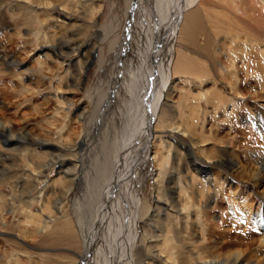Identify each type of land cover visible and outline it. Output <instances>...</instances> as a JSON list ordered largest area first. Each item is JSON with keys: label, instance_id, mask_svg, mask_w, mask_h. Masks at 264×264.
I'll list each match as a JSON object with an SVG mask.
<instances>
[{"label": "rangeland", "instance_id": "1", "mask_svg": "<svg viewBox=\"0 0 264 264\" xmlns=\"http://www.w3.org/2000/svg\"><path fill=\"white\" fill-rule=\"evenodd\" d=\"M6 1L5 11L9 15L6 16L7 20L24 24L20 27L22 30L34 23H36V29L41 27V21L46 16L43 4L37 1ZM134 1L81 0V3L77 4L79 10L77 12L81 19L71 22L72 25L77 24L75 27L66 25L62 29V38L58 41V43H63L62 49L52 48L51 53L46 54V51H44L28 57L25 65L15 66V73L18 75L11 76V79L7 77V79L5 77L4 80L2 79L1 88L12 91L9 86H13L16 94H13L11 100H7L4 95L3 97L7 103L0 107V111L14 124L15 132L19 133L21 129L25 128V130L33 132L35 135L44 134L47 138L56 140V142H58L57 138L59 140L63 136L61 140L65 139L62 141L66 146L63 147L62 151L56 153L55 161L59 162L62 159L67 161L68 158H74L76 165L70 164L67 168L70 169L72 176L75 177L76 172L79 176L72 177L74 181L69 183L68 188H65L68 191L71 186L63 204L67 205L64 207V210H68L66 213L72 215L71 217L75 219L76 243L73 244L71 242L72 237L65 233L61 235L34 234L30 238H26L20 234L22 231L18 230V233L14 232V237L0 235V264H8L11 251L17 247H24L32 253H47L49 260L56 264H106V261H110L109 264H137V259L135 260L127 250L126 241L128 242L136 236V229L132 228L133 226L129 227L127 222L129 215L126 213V209L122 213L121 210L118 211V207L114 212L117 221H119L118 227H107L101 231V233L104 231L107 236L104 247L101 246L100 252L102 254L93 256L94 253L92 252L85 253L82 248V239L85 231H88L89 226L94 222L101 197L121 172L122 163L119 158L122 155V146L129 144L132 138L136 137L134 134L136 124L134 121L142 118L140 116L136 117L138 111H135V109L139 108L136 98L137 91L133 90L132 95L128 93L124 97V92H122L124 82H128L130 74L135 78L139 77V68L142 66V53L147 50L149 44L153 45L155 40L162 43L164 39H166L164 43L167 44L168 37L171 38L175 34L176 45L174 43L172 47L175 54L179 51L184 56L195 59L204 66L205 73L202 78L195 79L194 76L191 77L189 74L177 73L173 75V72L169 71L173 83L172 87L166 92L167 97H169V101L164 106L166 115L162 116L156 123V130H159L157 135H161L166 144L164 151L161 146V149L158 148V152L162 151L166 157L168 156L167 172H165L167 175H174L177 171H181L185 174L197 173L199 176L204 172L206 173V169H208L207 164L201 158H207L214 160L211 174L213 173L222 178L228 174L235 179L237 185H245V192L250 193L251 180L248 176L242 174L245 173V170H256L260 167L258 160L264 158V134L262 131L260 132L258 127L246 122L247 111L245 108L238 107L237 113L239 112V114L235 115L234 112H230L233 104L227 105L229 101V90L228 85H226L228 79H225L223 73L218 69L219 63L226 66L227 61L223 34L219 36V51L216 52L217 60L214 63V50L205 46V33L207 32L206 28L209 26L208 19H205V27L198 33L196 41L192 42L191 34L182 37L181 32L179 33L177 29L176 33V27L172 25L176 8L179 4L181 5L183 0H139V5L142 8L144 7L142 15H140L143 17L142 20L135 15V12L140 13V10H137L133 5ZM218 1L212 0L215 4ZM195 6H198V2ZM18 13H21V15ZM137 20L138 24H142V26L147 23L148 28H145V31L142 26H139V29L136 28ZM50 25L51 23H48L47 27ZM47 30H50V28ZM140 30H143L144 34ZM158 35L160 37L154 39ZM31 37L27 42L17 38L14 43L8 46L18 58H26L24 45L28 50H32L39 42L45 40L36 39L33 35ZM142 38L146 39L144 45L141 42L143 41ZM55 46L59 47L56 44ZM203 46L206 48L204 49ZM138 54L139 58L137 57ZM160 54L164 55L165 53ZM40 59L45 61L44 65L39 63ZM76 62L80 65H76ZM134 62L135 65H132ZM158 69L159 67L155 66L154 70L157 71ZM21 72L25 74L23 78L19 76ZM161 73L163 75L164 69H161ZM44 76L47 77L45 80ZM244 76L243 73L240 77L243 78ZM59 77L62 78L59 80ZM155 77L154 89L157 88L158 90L164 80L159 71L156 72ZM157 79L160 82H157ZM122 84L123 88L120 90ZM255 84L258 85L253 79L249 86L244 89L245 91L243 90L241 98L244 97L247 101L249 100L251 106L264 105V96L259 98L254 91L253 86ZM60 87L66 99L63 98ZM26 88H29V90L27 91ZM217 90L218 92L221 91L219 94L222 95L225 101V106H221L223 111L214 108L213 99L215 95H218V93L214 94ZM58 92L61 94V101L58 99ZM25 94H28V97H25ZM199 94H204L209 100L204 106L206 116L201 120L199 119L192 126L193 130L188 132L185 129L186 119L184 113H189L190 107H187L186 104L193 108L194 105H198ZM144 109L143 107L142 111L146 115L148 110ZM180 116L181 118H179ZM144 136L142 135L137 139V145L143 141ZM161 137L157 138L158 142ZM78 138H84L86 143L80 149H75L73 144ZM158 142L157 144H160ZM226 147H229L227 152L223 151ZM228 152L238 155L237 158L241 160L239 165L243 164L247 168H238L239 165H231V161L228 160L219 163V156L227 158ZM138 153L142 154V152ZM161 156L163 155L161 154ZM210 156L211 158H209ZM146 165L147 163L143 165L144 169L142 171H136H138L139 176L148 177L144 189H147L148 196L146 200L150 203L149 200L152 196L150 192H152L154 183L152 176L156 172V169H154L156 167L154 164H150V166L147 165L148 169ZM132 168L129 166V169L126 168L122 171L123 189L126 187L123 190L124 192L128 189V178H131L135 173ZM63 175L64 173L60 172L56 164L49 174L51 184H54L56 179L61 176L64 179ZM121 181L119 182L120 185L122 184ZM127 182L128 184L125 185ZM236 183L230 186L227 183L221 185V181H218L217 195L213 202L205 208L207 210L206 214L210 216H206V218L213 221L225 219L226 221L223 224L228 230L232 227L230 216L238 212L236 207H241L242 201L245 200L235 199L236 197L233 196L232 192L233 188L236 187ZM263 185L259 186L256 191H262ZM25 186L32 189V195H35L37 189H40L39 187L34 188V190L31 185ZM3 189L5 188L0 186V206L3 204L6 195L3 193ZM252 193L256 194L255 192ZM129 198L131 197L129 196ZM122 199H124V196H122ZM149 203L147 204L149 205ZM121 207L123 208L124 205ZM125 214L126 216H122ZM155 226L157 227L156 224ZM130 231L131 233L133 231V233H128ZM8 232L11 231H5V233ZM247 233L250 235L247 241L251 243L252 249L264 256V242L260 241L259 231L253 226V229H248ZM138 236L141 239L145 238L143 232L142 234L140 232ZM98 237L99 231L91 241L93 242L91 243L92 247L98 241ZM103 237L101 235L99 238ZM48 238L53 242L47 245L43 244L41 240ZM8 239H11L10 242ZM15 243L17 244L15 245ZM19 257L23 264L31 263V259L27 258V254L25 255L22 251H20ZM113 259L115 260L113 261ZM33 261L38 264L36 258H33Z\"/></svg>", "mask_w": 264, "mask_h": 264}, {"label": "bare ground", "instance_id": "2", "mask_svg": "<svg viewBox=\"0 0 264 264\" xmlns=\"http://www.w3.org/2000/svg\"><path fill=\"white\" fill-rule=\"evenodd\" d=\"M23 1L40 2L45 7L46 16L42 19L39 29L35 28L36 23H34L22 30L20 27L24 24L18 21L13 23V21L6 19V16H9L5 11L7 1L0 0V107L7 103L5 98L11 100L13 94H15L13 86H9L13 92L10 89L4 90L1 88L2 79L14 76L16 74L15 66L25 65L28 57L44 51H46V54L51 53L52 48L62 49L63 43H58L62 38V29L66 25L75 27L77 24L72 25L71 22L81 19L78 15L77 5L81 3V0ZM138 1L135 0L133 5L137 10H140V13L134 12L138 19L142 20L143 17L140 15H142L144 7L142 8ZM197 2L198 6L194 7ZM190 9L192 10L188 12ZM18 14L21 15V13ZM174 15L172 25H175L176 33L178 29L182 37L191 34L192 42L196 41L198 33L205 27V19H208L209 26L206 28L205 46L214 50V63L217 60L216 52L219 51V36L223 34L227 61L226 66L219 63L218 69L223 73L225 79H228L226 83L229 90L227 105L233 104L230 112H234L235 115L239 114V112L237 113L238 107L245 108L247 111L246 122L258 127L260 132L262 131L264 134V105L251 106L249 100L247 101L244 97V99L241 98L243 90L249 86L253 79L258 83V85L255 84L253 86L255 93L259 98L264 96L262 94L264 92V0H219L217 4L212 2V0H183L181 5L179 4L178 8H176ZM48 23H51L49 27H47ZM146 25L147 23L144 26L142 24L139 25L137 20L135 27L139 29V26H142L145 31V28H148ZM48 28L50 30H47ZM144 31L140 30L142 33ZM32 35L36 39L45 40L39 42L32 50H28L25 47L26 45H24L23 49L26 52V58H18L8 45L14 43L17 38L27 42L32 38ZM159 37L160 35L154 39ZM175 37L176 34L171 38L168 37L169 41L167 44L164 43L166 39L162 43L155 40L154 43L152 42L153 45L149 44L147 50L142 53V66L139 68V77L135 78L130 74L128 82H124V88L122 87L123 84L120 86V90L123 88L124 97L128 93L132 95L133 90L137 91L136 98L139 108L135 109V111H138L136 117L140 116L142 118L134 121L136 125L138 124V126L135 125L136 128L134 127L136 137H133L129 144L122 146V155L120 154L121 158H119L122 163L121 172L101 197L94 222L83 236L82 248L85 253H94L93 256L102 254L100 252L101 246L104 247L107 236L104 231L102 232L103 234L101 231L107 227L119 226L116 213H114L119 207L118 211L121 210L122 213L126 209V213L129 215L128 225L130 228L133 226L132 228L136 229V236L132 237L128 242L126 241V245L128 253L132 254L135 260L137 259V264H264V256L252 249L251 243L247 241L248 236H250L247 230L253 229L254 226L259 231L260 241L264 242V187L262 191H256L259 186L264 184L263 157L258 160L260 166L258 169L245 170V173L242 174L243 176H248L251 180V194L245 192V185H237L232 176L226 174L222 178L213 173L211 174L214 160L207 158H201L208 166L206 173L204 172L205 174L202 173L198 176L197 173L185 174L177 171L176 174H168V176L166 173L168 156L166 157L161 150V152H158L160 146L162 150L166 149V144L164 139L162 140L161 135H157L159 130H156V123L157 120L166 115L164 106L169 101L166 92L172 87L173 83L169 71L171 70L173 75L177 73L189 74L191 77L194 76L193 78L195 79L202 78L205 73L204 66L195 59H191L190 56H184L179 51L175 54L172 48L176 42ZM142 39L143 41L141 42L144 45L146 39ZM55 44L59 45V47L55 46ZM205 46H203L204 49L206 48ZM52 52L54 53V51ZM160 53L165 54L161 55ZM137 57L139 58V54ZM135 62L132 65H135ZM39 63L44 65L45 61L40 59ZM77 64L80 65V63L76 62ZM155 66L159 67L157 71H159L164 80L158 90L157 88L154 89L155 74L157 72L154 70ZM161 69H164L163 75ZM243 73L245 76L241 78ZM24 75L22 72L19 73L21 78ZM46 78L44 76V80ZM61 78L59 77V80ZM158 81L160 82L157 79ZM26 90L28 91L29 88H26ZM60 91L63 95L61 87ZM220 92L217 90L214 93H218L213 99L214 108L217 110H222L221 106H225V101L222 95L219 94ZM4 95L5 98L3 97ZM57 95L59 96L58 99H60V92ZM24 96L28 97V94ZM64 96L63 98L66 99ZM124 97L122 98L124 99ZM198 99V105H194V108L186 104L187 107H190L189 113L183 112L186 119L185 129L188 132L193 130L192 126L199 119L201 120L206 116L204 106L209 102L208 97L204 94H199ZM59 104L61 103L59 102ZM143 107L148 110L146 115L142 111ZM200 111L205 112V114ZM0 114V186L5 188L3 193L6 194L3 204L0 206V235L14 237V232L18 233V230L22 231L20 234L26 238H30L34 234L61 235L65 233L72 237L71 242L73 244L76 243L75 219L71 217L72 215L66 213L68 210H64V207L67 205L63 204L71 186L68 191L65 188H68L69 183L73 182L74 178L79 175L76 172L75 177L72 176L70 169L67 168L70 164L76 165L74 158H68L67 161L63 159L59 162L55 161L56 153L62 151L63 147L66 146L62 141L64 138L61 140L63 136H60L59 140L57 138L58 142H56V140H50L44 134L35 135L33 132L25 130V128L17 133L14 130L12 121L5 117L1 111ZM152 119H154L153 123ZM142 135H145L143 141L137 145V139ZM158 136L161 137L160 144H157ZM85 143L86 140L84 138H78L73 144V148L80 149ZM228 148H224L225 150L223 151L227 152ZM138 152H142V154L140 155ZM227 154V158L219 156V163L227 162L225 160L231 161V165L234 166L241 163V160L237 158L238 155L230 152ZM145 162L148 166L154 164L156 167L154 168L156 172L152 176L154 180L152 192H150L152 196L150 200L148 199L150 203L146 200L148 196L147 189H144L148 177L139 176L138 173V171L144 169L143 165L146 164ZM56 164L60 172L64 173V179L61 176L56 179L54 184H51L49 174ZM129 166L133 167L132 169L135 173H133L131 178H128L129 184L128 182L125 184H128V189L124 192L123 190L126 187L123 189L122 171L126 168L129 169ZM238 168L245 169L247 167L241 164ZM128 173L127 176L129 175ZM120 181L122 182L121 185L119 184ZM218 181H221V185L227 183L232 186L236 183V187L233 188L232 192L233 196L236 197L235 199H245L242 201L241 207L236 205L238 212L230 216L232 227L229 230L223 224L226 221L225 219L213 221L206 218V216H210L206 214L207 210L205 208L209 203L213 202L217 195ZM25 185H31L33 189L40 187V189H37V193L32 195V189ZM251 191L256 194L254 195ZM122 196H124V199H122ZM137 200L139 201L136 203ZM36 204H38V207ZM123 205L124 207L122 208L121 206ZM122 216H126V214ZM5 231L11 232L5 233ZM98 231L99 237L101 235L104 237H98V241L92 247L91 243L93 242L91 241L96 237ZM140 232L141 234L143 232L145 238L141 239L138 236ZM128 233L132 234L133 231ZM10 240L8 239L9 242ZM12 241L14 242V240ZM41 241L46 245L53 242L49 238ZM15 245L14 247H16ZM20 251L25 253V255L27 254V258L31 259L30 264H35L34 262L36 261H33V258H36L38 264H56L49 260L47 253H32L24 247L13 248L8 264H23L19 257ZM56 262L58 263L59 261ZM109 263L110 261H106V264Z\"/></svg>", "mask_w": 264, "mask_h": 264}, {"label": "water", "instance_id": "3", "mask_svg": "<svg viewBox=\"0 0 264 264\" xmlns=\"http://www.w3.org/2000/svg\"><path fill=\"white\" fill-rule=\"evenodd\" d=\"M153 120H154V119H152V123H153Z\"/></svg>", "mask_w": 264, "mask_h": 264}]
</instances>
